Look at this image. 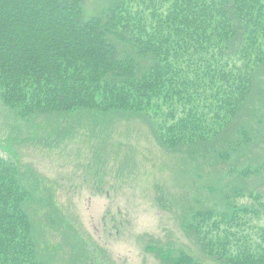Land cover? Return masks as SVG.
<instances>
[{
    "label": "trees",
    "instance_id": "obj_1",
    "mask_svg": "<svg viewBox=\"0 0 264 264\" xmlns=\"http://www.w3.org/2000/svg\"><path fill=\"white\" fill-rule=\"evenodd\" d=\"M86 3L0 0V103L16 117L86 109L150 120L166 109L170 125L152 121L163 149L184 146L191 155L216 138L225 146L212 151L224 163L256 139L242 124L235 139L222 136L253 87L264 84V0H104L91 14ZM263 95L260 89L258 102ZM247 167L241 174L256 176L264 162ZM242 192L224 195L223 210L182 216L212 264H264V224L245 220L264 216V191L237 204ZM37 195L17 163L0 157V264L49 263L29 210ZM160 248L167 264H204L185 250Z\"/></svg>",
    "mask_w": 264,
    "mask_h": 264
},
{
    "label": "rangeland",
    "instance_id": "obj_2",
    "mask_svg": "<svg viewBox=\"0 0 264 264\" xmlns=\"http://www.w3.org/2000/svg\"><path fill=\"white\" fill-rule=\"evenodd\" d=\"M103 1L87 0V14ZM253 88V98L222 137L235 139L242 124L256 139L226 163L213 154L225 146L216 138L191 155L184 146L163 149L152 121L155 127L170 125L174 120L166 109L150 120L86 109L28 120L0 103V157L17 163L23 182L38 192L29 210L41 257L50 264H167L156 255L162 247L212 264L187 235L182 216L203 207L223 210L224 195L234 188L244 191L237 204L251 203L250 191H264V169L256 176L241 174L264 162V95L260 102L256 96L260 89L264 94V84ZM45 196L50 201L40 206ZM245 220L264 224V216Z\"/></svg>",
    "mask_w": 264,
    "mask_h": 264
}]
</instances>
